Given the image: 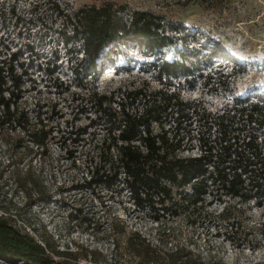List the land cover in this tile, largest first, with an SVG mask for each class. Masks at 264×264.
<instances>
[{
    "label": "rangeland",
    "instance_id": "1",
    "mask_svg": "<svg viewBox=\"0 0 264 264\" xmlns=\"http://www.w3.org/2000/svg\"><path fill=\"white\" fill-rule=\"evenodd\" d=\"M106 1L124 6L125 18L134 10L159 15L171 40L162 57L189 54L193 74L160 79L152 69L158 59L133 43L103 47L94 68L79 53L77 41L64 45L59 30L66 27L52 5L57 2L70 12ZM0 38L28 72L27 104L65 130L61 141L49 143L44 158H32L52 194L47 204L32 202L17 187L16 164L7 160L13 152L0 140V205L37 240L52 236L61 251L55 259L66 264H166L164 253L179 247L203 264H264V202L210 196L207 213L153 212L137 208L125 192L89 189L82 165L94 133L88 126L94 113L85 112L87 89H168L213 113L230 107L236 98L255 101L252 95H264V0H0ZM211 50L210 58L204 52ZM83 127L88 130L79 136ZM76 136L78 143L71 140ZM27 164L24 160L20 166Z\"/></svg>",
    "mask_w": 264,
    "mask_h": 264
},
{
    "label": "trees",
    "instance_id": "2",
    "mask_svg": "<svg viewBox=\"0 0 264 264\" xmlns=\"http://www.w3.org/2000/svg\"><path fill=\"white\" fill-rule=\"evenodd\" d=\"M52 9L66 27L59 30L62 43L77 41L79 53L92 68L103 47L133 43L158 59L152 69L160 79L193 74L189 54L172 60L162 57L171 40L155 13L134 10L125 18V7L109 1L85 4L70 12L62 11L55 2ZM204 53L210 58L214 55L212 50ZM27 74L17 52L0 38V140L13 152L7 160L9 165L16 164L13 177L17 187L32 202L47 204L52 194L36 173L32 158L37 154L44 158L49 143L61 141L65 130L27 104ZM87 92L85 112L94 113L88 125L94 127V143L82 160L83 182L89 189L125 192L139 209L177 216L197 209L206 212L210 196L263 204L264 95L255 93V101L247 96L236 98L230 107L213 113L201 102L185 101L168 89L136 86L108 93L93 88ZM80 130L79 136L88 127ZM71 140L78 143L80 139L76 136ZM194 149L196 154H184ZM24 160L28 164L21 167ZM0 209L4 210L0 213V260L66 264L54 258L61 251L52 236L37 240L17 226L7 207L0 205ZM130 242L140 254L138 245ZM164 254L166 264H203L183 248Z\"/></svg>",
    "mask_w": 264,
    "mask_h": 264
}]
</instances>
